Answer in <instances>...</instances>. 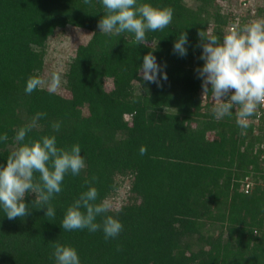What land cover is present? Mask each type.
I'll return each instance as SVG.
<instances>
[{"label":"trees","instance_id":"obj_1","mask_svg":"<svg viewBox=\"0 0 264 264\" xmlns=\"http://www.w3.org/2000/svg\"><path fill=\"white\" fill-rule=\"evenodd\" d=\"M254 1L245 10L238 0H138L174 15L137 45L132 33H100L101 0H0V136H8L0 141V166L45 135L62 148L78 143L86 161L50 201L54 218L45 216L47 206L35 208V193L25 197L24 218L10 220L0 206V264H56L55 243L75 248L81 264H264V122L255 115L242 130L235 112L217 120L196 71L204 64L198 32L222 42L229 31L264 20V0ZM65 27L92 34L62 75L68 96L46 88L26 94L27 79L42 76L48 41ZM183 32L187 55L180 56L173 48ZM150 52L161 67L160 86L138 72ZM38 112L46 115L16 141ZM125 180V200L105 214L122 222L119 236L63 231L65 212L82 192L96 187L100 203Z\"/></svg>","mask_w":264,"mask_h":264},{"label":"clouds","instance_id":"obj_2","mask_svg":"<svg viewBox=\"0 0 264 264\" xmlns=\"http://www.w3.org/2000/svg\"><path fill=\"white\" fill-rule=\"evenodd\" d=\"M84 2L91 4L92 0ZM101 4L106 14L98 22L100 33H132L137 45H147L146 33L163 31L171 25L174 15L171 8H157L148 3H138V0H101ZM198 36L202 41V45L198 46H202L200 59L204 64L196 71L202 79L203 98L211 91L216 101L212 109L214 117L220 120L235 112L238 127L246 130L250 126V118L264 107V20L253 21L241 30L229 31L222 42L203 30L198 32ZM187 43V33L183 32L174 42V53L187 55ZM160 71L161 67L151 52L143 57L138 72L142 73L144 81L160 86ZM162 79L167 80L166 73ZM61 83L59 72H53L50 79L33 75L26 81L25 92L30 95L46 88L50 93H55ZM45 115L38 112L29 124L17 131L14 139L25 141L27 134L37 127L40 117ZM52 129L58 132L60 123L53 122ZM7 140V133L0 136V141ZM139 151L141 156L147 154L145 146H141ZM81 152L78 143L70 148L58 147L55 135L30 140L12 151L7 157L6 166H0V206L7 218L12 220L29 215L30 208L25 202L29 193L36 194L33 202L35 208L47 206L45 216L54 218L56 210L50 201L62 191L65 176L69 173L77 176L86 168ZM36 173H39V181L36 180ZM92 180H98V177H92ZM98 196L96 187L82 192L65 212L60 224L63 231L86 229L95 233L102 230L106 240L119 236L123 231L122 222L105 215L113 206L107 199L95 203ZM97 217H103L102 222L98 223ZM53 247L52 256L56 264H81L78 252L72 246L55 243Z\"/></svg>","mask_w":264,"mask_h":264},{"label":"rangeland","instance_id":"obj_3","mask_svg":"<svg viewBox=\"0 0 264 264\" xmlns=\"http://www.w3.org/2000/svg\"><path fill=\"white\" fill-rule=\"evenodd\" d=\"M238 8H241L240 5L236 6L237 10ZM91 35V32L87 30L74 27H65L63 30L57 31L45 47L42 77L50 79L53 72H59L62 76L67 68L69 59L74 56L77 47L79 45H85L91 38ZM110 85V82L106 83V87H109ZM57 92H60L66 97L68 96L67 92L63 91L61 87ZM211 102L213 105L216 103L214 98H212ZM128 187L129 182L127 180L121 183L117 195L109 200L113 207H116L118 203L125 200Z\"/></svg>","mask_w":264,"mask_h":264},{"label":"built area","instance_id":"obj_4","mask_svg":"<svg viewBox=\"0 0 264 264\" xmlns=\"http://www.w3.org/2000/svg\"><path fill=\"white\" fill-rule=\"evenodd\" d=\"M252 1H254V0H252ZM251 0H240L239 2H242L243 4H242V9H247V7L250 5V4H252L253 2H252ZM255 2V1H254ZM252 14H254V11H252ZM256 118L257 119H262L263 120V122H264V107H262V108H259L258 109V112H257V114H256ZM262 150L264 151V141H263V144H262Z\"/></svg>","mask_w":264,"mask_h":264}]
</instances>
